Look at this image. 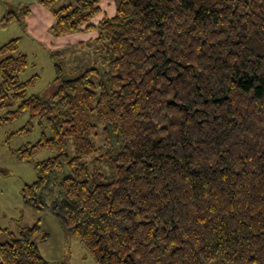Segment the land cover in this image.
Here are the masks:
<instances>
[{"label": "trees", "instance_id": "obj_1", "mask_svg": "<svg viewBox=\"0 0 264 264\" xmlns=\"http://www.w3.org/2000/svg\"><path fill=\"white\" fill-rule=\"evenodd\" d=\"M58 1H40L51 34L97 31L107 70L66 79L57 65L51 97L29 96L39 77L20 81L19 39L0 46L1 120L40 129L13 154H55L23 204L97 264H264V0H117L96 26L104 0ZM0 232V264H49L40 220Z\"/></svg>", "mask_w": 264, "mask_h": 264}, {"label": "rangeland", "instance_id": "obj_2", "mask_svg": "<svg viewBox=\"0 0 264 264\" xmlns=\"http://www.w3.org/2000/svg\"><path fill=\"white\" fill-rule=\"evenodd\" d=\"M41 0H0V46L11 40L19 39V51L25 54L30 62L28 68L20 75L21 82L38 76L35 86L28 90L29 96L49 99L52 94V84L56 78V66L66 79L79 76L86 70L95 68L100 74L107 70L103 61L102 42H97L98 32H79L67 36L54 37L50 31L44 33L46 39L54 41L52 45L44 39H39L29 32L23 23L12 22L3 25L1 20L9 11L22 12L28 7L31 21L39 20ZM117 0H104L100 5L101 13L92 23L97 24L104 17L115 14ZM68 0H59L55 8L66 5ZM49 10V9H48ZM21 38V39H20ZM93 41H90L92 40ZM6 111H0V229L9 233H17L22 228L32 227L38 220L42 230L50 238L47 242L36 240L40 254L49 264H97L85 247L78 241L66 237L59 222L48 212L36 213L23 204L21 190L25 185L32 184L37 178L35 164L45 161L55 154L48 151L39 152L30 162H22L13 152L23 146L34 144L40 138V129L35 124L30 133L15 135L24 128L29 115L24 113L12 122H4ZM72 154V147H69ZM8 234L0 232V243L8 241Z\"/></svg>", "mask_w": 264, "mask_h": 264}, {"label": "crops", "instance_id": "obj_3", "mask_svg": "<svg viewBox=\"0 0 264 264\" xmlns=\"http://www.w3.org/2000/svg\"><path fill=\"white\" fill-rule=\"evenodd\" d=\"M40 10V13H39V20L37 21L36 19H33L31 21V13L28 14V16L25 18L26 20V25L25 27L28 28L29 32L31 31L32 34H34L35 37L39 38V39H44L46 41H48L46 39V35H44V33H47L49 31V29L51 28V26L54 24V17L52 15V12L46 8H44L42 5H41V9ZM101 13V12H100ZM98 16V15H97ZM114 16V15H113ZM112 16V17H113ZM105 18V17H104ZM107 18H111V17H107ZM103 19V18H102ZM101 19V20H102ZM24 20V21H25ZM100 20V21H101ZM99 21V22H100ZM14 22H17V21H14ZM98 22V23H99ZM18 23H23V22H18ZM97 23V24H98ZM11 24V23H10ZM91 24L96 26L97 24H94L92 23L91 21ZM93 32V31H92ZM21 39V38H20ZM52 39H50L49 37V41L47 43H49L50 45L53 44L54 41H51ZM90 41H93L90 40Z\"/></svg>", "mask_w": 264, "mask_h": 264}]
</instances>
